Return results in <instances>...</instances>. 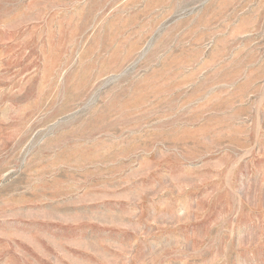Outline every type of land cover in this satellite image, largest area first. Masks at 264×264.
Masks as SVG:
<instances>
[{
  "label": "rangeland",
  "instance_id": "374dc122",
  "mask_svg": "<svg viewBox=\"0 0 264 264\" xmlns=\"http://www.w3.org/2000/svg\"><path fill=\"white\" fill-rule=\"evenodd\" d=\"M0 264H264V0H0Z\"/></svg>",
  "mask_w": 264,
  "mask_h": 264
}]
</instances>
